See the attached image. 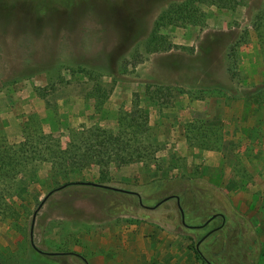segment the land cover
<instances>
[{
	"label": "rangeland",
	"instance_id": "374dc122",
	"mask_svg": "<svg viewBox=\"0 0 264 264\" xmlns=\"http://www.w3.org/2000/svg\"><path fill=\"white\" fill-rule=\"evenodd\" d=\"M179 1L0 0V138L13 150L25 126L63 147L82 124L117 133L135 100L149 126V154L112 162L106 178L96 164L66 179L24 162L0 189V264H264V0L198 2L204 26L165 27L179 47L147 52ZM139 230L153 254L131 239Z\"/></svg>",
	"mask_w": 264,
	"mask_h": 264
},
{
	"label": "trees",
	"instance_id": "16d2710c",
	"mask_svg": "<svg viewBox=\"0 0 264 264\" xmlns=\"http://www.w3.org/2000/svg\"><path fill=\"white\" fill-rule=\"evenodd\" d=\"M198 2L235 9L244 5L246 0H182L171 3L154 21L152 32L146 43L147 52L168 51L179 47L162 32L165 27L186 24L204 26L206 12L196 5ZM148 128L145 113L136 100L133 101L132 109L121 111L117 133L101 126L82 124L79 129L71 132V140L67 147L62 146L59 137L46 133L41 126H35L32 136L28 127L25 126L24 141L20 143L19 150H13V144H9L5 138H0V187H2L0 189L5 191L12 185L19 168L28 159L40 162L50 161L54 172L62 173L66 179H69L72 172L96 164L99 166L100 178H106L112 162L119 161L127 164L149 154V147L139 142V135L146 132ZM70 183L73 182L68 181L66 185ZM1 201L6 203V197L2 196ZM6 206L7 204L0 207V216L8 215ZM196 251L202 254L197 247Z\"/></svg>",
	"mask_w": 264,
	"mask_h": 264
},
{
	"label": "water",
	"instance_id": "95a60500",
	"mask_svg": "<svg viewBox=\"0 0 264 264\" xmlns=\"http://www.w3.org/2000/svg\"><path fill=\"white\" fill-rule=\"evenodd\" d=\"M85 183L94 184V185H98V186H102V187H107V188H111V189H115V190H119V191L134 192V191H132V190L124 189V188H121V187H116V186H112V185L96 183V182H92V181H88V182H85ZM64 186H65V184L62 185V186H60V187H58V188H56V189H54V190H51V191H50V192H49V193L43 198V200L40 202L38 208H37V209L35 210V212H34V218H33V222H32V227H33V225H34L35 217H36V214H37L38 210L41 208V206L43 205V203L45 202V200L48 198V196H49L52 192H54L55 190L60 189V188H62V187H64ZM136 193H137V192H136ZM137 194L139 195V197H140V201L142 202L141 195H140L139 193H137ZM170 197H171V196H167V197H165V198L162 199L160 202H158L157 205H159V204L162 203L163 201L169 199ZM176 198H177L178 205H179V208H180L181 213H182V222H183L184 224H187V223H186V220H185V212H184V209H183V207H182V205H181V202H180V197H179L178 195H176ZM157 205H154V206H148V207H150V208H154V207H156ZM215 215H216V214H213L208 220H206V221H205L202 225H200V226H203V225L207 224L211 219H213V218L215 217ZM212 231H213V230L209 231L207 234H205V235H204V236L198 241V243H197V245H196L197 249H200V244H201V242H202V241H203V240H204V239H205L210 233H212ZM31 234H33L32 231H31ZM31 239H32V242H33V238H31Z\"/></svg>",
	"mask_w": 264,
	"mask_h": 264
},
{
	"label": "crops",
	"instance_id": "0c3cea01",
	"mask_svg": "<svg viewBox=\"0 0 264 264\" xmlns=\"http://www.w3.org/2000/svg\"><path fill=\"white\" fill-rule=\"evenodd\" d=\"M207 19H208V17H207ZM208 22H209V20H207V23ZM5 115H7L6 111H5ZM0 130H1V128H0ZM217 158L221 159L220 156L219 157L217 156ZM208 162H209V159L206 161V163H208ZM225 191L233 194L234 192L238 191V189H237V187H235V188H231V189H225ZM132 237L133 238H131V239H134L137 243L139 241L141 243H144L145 245L147 243L148 244L147 249L145 247V250H143V251L147 252V253L150 252V254H153L151 240L149 237H146V240H145V234L142 230L136 231L135 234L132 235ZM149 250H151V251H149ZM144 252H142V254ZM157 253H159V251H157Z\"/></svg>",
	"mask_w": 264,
	"mask_h": 264
},
{
	"label": "flooded vegetation",
	"instance_id": "af4514ba",
	"mask_svg": "<svg viewBox=\"0 0 264 264\" xmlns=\"http://www.w3.org/2000/svg\"><path fill=\"white\" fill-rule=\"evenodd\" d=\"M214 218H215V217H214ZM214 218H213V219H214ZM210 221H211V220H210ZM210 221H209V222H210ZM209 222H208V223H209ZM208 223H207V224H208ZM207 224H206V225H207Z\"/></svg>",
	"mask_w": 264,
	"mask_h": 264
}]
</instances>
